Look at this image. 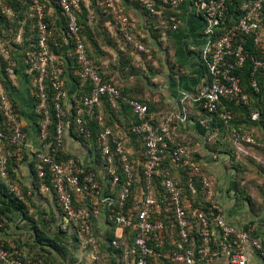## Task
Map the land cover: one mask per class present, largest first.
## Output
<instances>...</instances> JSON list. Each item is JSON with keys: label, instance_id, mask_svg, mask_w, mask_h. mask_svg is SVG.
Segmentation results:
<instances>
[{"label": "built area", "instance_id": "obj_1", "mask_svg": "<svg viewBox=\"0 0 264 264\" xmlns=\"http://www.w3.org/2000/svg\"><path fill=\"white\" fill-rule=\"evenodd\" d=\"M44 1L26 0L28 18L16 37L0 38V176L6 181L9 192L20 199L25 198L24 189L13 182L7 173L9 148L19 149L27 145V131L21 125L17 104L7 86V81L14 74L15 57L21 52L34 73L38 132L45 146L42 151L32 149L38 173L36 182L40 191L55 194L63 215L73 225L81 249L92 252V264H104L107 256L101 251L102 239L95 231L96 220L101 215L109 219L114 229V237L108 243L122 250L121 264H216L217 257L221 255L226 256L231 264H250L248 241L264 258V242L255 236V228L248 226L239 229L223 217L215 200L214 180L203 175L202 165L196 160L195 153L199 150L190 147L188 142L178 143L175 138L181 124L190 119L191 107H196L203 117L202 123L210 127L206 143L212 142L219 130L211 124L210 115H203L204 111L217 116L224 123L237 157L250 155L264 164V160L252 152L253 148L264 147V125L261 124L260 129L249 130L236 126L233 122L237 111L231 106V103L250 105L253 101L239 74L251 58L250 85L253 89L260 90L262 87L263 90L262 108L254 110L251 117L254 121L264 120V0L245 4L244 11L232 25L227 23L230 0H160L170 4L177 13L171 17L173 31L184 24L180 8L186 2L204 20L207 39L201 59L208 74V80L197 92L183 91L178 108L167 111L161 120L156 119L147 103L127 96L123 88L104 81L100 65L90 56L81 33L80 14L84 10H91L92 0H55L66 19L63 32L68 50L77 59L82 82L90 86L89 93L76 104L74 121L66 118L74 104L68 108L64 103L66 93L62 69L53 52V47H59V36L48 20V14L49 10L55 8L47 7ZM97 4L111 13L114 24L125 33L127 41L132 42L138 51H147V46L136 39L135 27L120 0H97ZM144 6L153 16L163 13L151 0H144ZM0 12L13 20L18 16L16 8L4 0H0ZM27 20L34 23L37 44L20 49L17 45L23 40ZM108 25L112 24L108 22ZM163 38H166L165 35ZM248 44L255 48V53L247 48ZM49 75L57 118L56 139L52 144L47 142L51 108L45 79ZM104 98L112 101L121 99L132 108L139 121L129 130L144 138L147 158L143 179H140L129 161L128 153L131 150L126 147L127 132L105 126L104 116L99 115L98 124L102 128L97 135V143L101 153L99 165L109 185L106 192L98 166L84 163L76 157L60 158V150L65 148V132L70 126H74L77 137L92 138L93 132L87 126L84 111L91 113L95 107H101ZM206 150L207 154L203 153L205 161L218 159L221 155ZM118 157L126 176L124 179L119 172ZM169 157L177 166L188 167L192 176L199 178L202 196L210 203L208 208L195 207L190 210L191 200L185 197L167 166ZM159 175H163L161 182L157 180ZM191 190L196 193L195 186L191 185ZM31 194L29 190L28 195ZM213 226L218 228L221 242L216 249L212 248ZM168 239L178 248L166 250ZM0 264L48 263L22 250L0 246Z\"/></svg>", "mask_w": 264, "mask_h": 264}, {"label": "crops", "instance_id": "obj_2", "mask_svg": "<svg viewBox=\"0 0 264 264\" xmlns=\"http://www.w3.org/2000/svg\"><path fill=\"white\" fill-rule=\"evenodd\" d=\"M120 2L128 10L133 26L148 40L150 39V47L147 48V54L131 49L120 52L123 49L121 45L105 46L99 39L101 48L98 49L97 59L104 78L121 85L130 96L148 101L153 107L152 113L156 119H162L167 111L178 108L183 91L197 92L208 80L207 70L201 59V51L207 39L204 33L205 22L191 10L188 2L184 3L180 8L184 24L173 31L168 39L162 38L164 42L161 45L151 37L147 16L140 8L128 3L127 0ZM154 53L156 57H153ZM151 58L154 60L152 67H149L147 62ZM15 59L14 74L9 81L11 85L8 83L7 86L17 104L21 125L28 136L26 147L14 150L18 154L15 158L14 172L17 183L24 191L31 190L33 196L31 201L24 198L29 205L28 216L16 211L0 214V244L10 249L22 250L34 257L42 255L48 264H92V252L89 249L82 250L77 241L72 244L71 254L67 257L50 244L38 241V233L48 231L69 235L76 240L77 237L74 228L70 227L68 220L60 211L55 194L40 191L36 185L32 149L42 151L45 150V146L40 141L38 132L35 78L29 62L21 52ZM73 74L79 75V69L74 67ZM63 81L66 93L64 103L70 108L80 88L70 72L64 73ZM202 121L200 111L196 107H191L190 119L181 124L175 138L178 143L195 142L196 149L207 154L205 149L210 127ZM65 150L70 155L78 156L84 163L98 166L105 192L108 191L109 185L104 170L94 160L89 147L77 139L71 128H67L65 132ZM206 162L214 180L215 200L225 220L239 229L254 227L255 236L264 242V194L255 192L250 177L239 178L240 169L235 168L234 161L228 154L222 153L218 159L211 158ZM0 179L2 181L0 185L2 183L7 185L1 176ZM3 199L0 193L1 206ZM44 218L45 224L42 221ZM110 230H112L110 222L105 215H101L95 223L97 236L104 240ZM247 254L250 264H264V258L258 254L251 241L247 243ZM216 264L231 263L226 256L221 255L217 257Z\"/></svg>", "mask_w": 264, "mask_h": 264}, {"label": "trees", "instance_id": "obj_3", "mask_svg": "<svg viewBox=\"0 0 264 264\" xmlns=\"http://www.w3.org/2000/svg\"><path fill=\"white\" fill-rule=\"evenodd\" d=\"M4 1L5 3L12 5L14 8H16V12L18 16L15 20H13L0 12L1 13L0 38L13 39L16 37L18 30L23 25V22L28 18V14L26 11L28 5L26 0H14V1L4 0ZM151 1L153 2L154 6H156L159 10L163 11L161 16L151 15V13L144 6V0H127L128 3H132L136 7L140 8V10L144 13V15L147 16L148 28L151 37H153L161 45H163L164 42V40H162L163 35H165L167 39L170 37L171 33L173 32V28H172L173 21L171 17L176 16L177 13L170 6V4L164 3L163 1L160 0H151ZM252 1L253 0H230L228 2V14H227L228 25H232L233 23H235L238 20V15L242 14V12L244 11V5L250 4ZM44 2L47 5V7L55 8V10H49L48 20L55 26L57 34L59 36V47H53V52L55 53V55H57L58 63L62 69L61 77L63 79L64 73L70 72L71 76L74 79H76V82L80 88L76 100H73L74 106H72V108L68 111L66 117L67 120L74 121L75 116L77 115L76 104L79 103V100H81V98L84 95L89 93L90 86L89 84L82 82L80 74L77 76L73 74L74 67H76V69L77 68L79 69V64L77 63L76 57L72 54V51L68 50L69 47H67V42L64 39L63 31L64 28L66 27L65 17L62 15L55 0H48V1L45 0ZM91 7H92L91 10H84L80 14L81 33L85 38L90 56L94 59V61L98 65H100V62L97 59V54L99 53L98 49L101 48L99 45V39L101 36L107 38V40L111 44V47H116V46L119 47V45L123 46V49H121L120 52H123L122 50H126L127 52L129 51V49H131L132 51L139 52L135 48L132 42L127 41L125 33L118 30V27H116V25L114 24L110 12L104 11L97 4V0H92ZM125 13L128 14V10L126 8H125ZM27 21L29 22H27V24L24 26L23 40L20 44L17 45L20 49H25L27 46L31 44L34 45L37 44L36 28L33 26L34 23L31 22L30 20ZM158 21L162 22V24L158 25L157 23ZM108 22L112 24L110 26L113 31L108 25ZM134 33L136 35L135 37L137 40L143 42L147 46V48L150 47V42H149L150 39L148 40L146 36H142L136 28L134 30ZM247 48L255 53V48L252 47V45L248 44ZM141 53L147 54L146 51H143ZM4 65H6V62H4ZM251 65H252V59L249 58L244 68L241 71H239V74L242 76L244 86L246 87L247 90L250 91L253 97L252 103L250 105H238L231 103V106H233L237 111V117L235 118L233 123L236 126L241 127L245 130H249L252 128L260 129V126L264 125V120H262L261 122L254 121L251 117V114L254 110H260L262 108V94H263L262 87L260 88V90H256L253 89L250 85L251 82L250 70L252 67ZM100 73L104 78V74L101 69V66H100ZM6 78L8 79V77ZM9 81L10 80H8L7 82L9 83ZM104 81L117 85L113 81H110L106 78H104ZM45 83L47 85L49 92V107L51 108V123L49 125V138L47 142L49 144H52L56 139L57 118L54 108L55 106L54 91L50 86L51 85L50 75L45 79ZM117 86L123 88L121 85H117ZM124 94H126L131 98H134L130 96L125 90H124ZM134 99L147 103L149 105L150 111L152 112L153 107L148 101L141 100L138 98H134ZM204 112L205 113L203 115H210V117H212L211 124L214 125V127L218 128L219 130V134L213 139V141L206 143V148L208 150L217 152L219 154L222 153L228 154L230 158L234 161L235 168L238 167L240 169V167H242L245 163H247L245 161L246 159L249 160L251 163L257 164L262 169H264V164L259 162L253 156L243 155L242 157H237L234 143L229 138L228 129L226 128L224 123L217 116H212L209 113L207 114L206 111ZM84 114L87 119V126L93 132L92 138L88 140L85 136L77 137V135L74 133V126H70V128L73 134L76 135L77 139H79L84 146L85 145L89 146L90 153L96 157L98 163H100L99 161L101 160V153H100L99 145L97 143V135L99 134L102 128V126L98 124V116L103 115L105 126H112L116 131L119 132H125V131L127 132L128 140H126V147L131 150L128 153L129 161L132 163L135 173L140 177V179H143L144 163L147 159L145 154L146 148L144 146V138L129 130L134 124L138 123L139 121L137 115L134 113L132 108L121 99L112 101L109 98H104L101 107H95L91 113L89 111L88 112L84 111ZM157 120H161V119H157ZM117 125H119V127ZM188 145L193 149L197 148L195 142H189ZM15 148L16 147L9 148L11 153L9 155V163L7 166L8 176L13 182H17L14 168L16 165L15 158L17 157L18 154L14 151ZM252 152L264 160V147L253 148ZM70 157H76L78 160L81 161V159H79L78 156L70 155L69 153H67L65 148H62L60 150V158L65 159ZM195 157L197 162L202 165L203 175L212 178L208 170L205 157H203V153H201V151L199 150V152L197 151L195 153ZM241 161H243V163ZM32 163L34 167L33 171L35 178L36 180H38V173L35 168V162L32 161ZM118 166H119V172L121 173V177L122 179H124L126 176L123 172V166L119 161V157H118ZM167 166L172 170L173 177L177 180L178 185L182 188L185 197L191 200L192 206L190 210L192 211L193 208L195 207L208 208L210 203L205 199V197L202 196V183L200 182L199 178L197 176H192L191 171L188 167L177 166L172 161L171 157H169L167 160ZM191 176H192V180H191ZM157 177H158L157 180L161 182V180L163 179V175H159ZM36 185H38V183H36ZM191 185L195 186L196 188L195 194L191 190ZM0 193H1V198H4L3 201L1 202L2 206L0 205V214L2 212L16 211L26 214V216H28L29 205L24 201V199H20L14 193L9 192V188L5 183H2L0 185ZM24 196L26 199L31 201V196H33V194L28 196V190H27L25 191ZM217 211L220 212V209H218ZM70 227H73V225L70 224ZM113 237H114V229L112 228V230L108 231L107 233L106 236L107 239L105 238L104 240H102L101 251L107 254L104 264H121L120 257L122 255V250L114 246H111L108 243V241L111 240ZM38 241L41 243L50 244L64 257H67L68 254L69 255L71 254L72 243L70 245H67L68 244L67 241H69L68 235H63L61 233H54L53 236H48V233L41 232L38 233ZM75 241L77 240L75 239ZM166 244H167L166 250L178 248V245L177 244L173 245L169 239L166 241ZM220 245L221 242L219 237V230L216 226H213L212 248L213 249L219 248ZM5 248L10 249L8 247ZM78 249L80 250V248ZM43 257L44 256L42 255L35 256V258H42V259Z\"/></svg>", "mask_w": 264, "mask_h": 264}, {"label": "rangeland", "instance_id": "obj_4", "mask_svg": "<svg viewBox=\"0 0 264 264\" xmlns=\"http://www.w3.org/2000/svg\"><path fill=\"white\" fill-rule=\"evenodd\" d=\"M100 39H102V43L105 46L111 47V44L107 40L106 37L101 36ZM95 42H96V40H95ZM155 53H154L153 57H156L157 56ZM153 60H154V58H151L147 62V64L150 65L149 67H152L151 65L153 64ZM245 161L247 163H245L242 167H240L239 178L245 179L247 177H250V181H253V184L252 185H253V188H254L255 192H257L259 194H264V169H262L257 164L251 163L249 160H246L245 159ZM241 162L243 163V161H241ZM0 181H1V179H0ZM41 219H42V216H41ZM42 221L44 223L45 222V218ZM53 235H54V232L53 231H48V236H53ZM68 238H69V241H67V243H68L67 245H70L71 243L72 244H75L76 243L75 238H73L72 236H69L68 235Z\"/></svg>", "mask_w": 264, "mask_h": 264}]
</instances>
